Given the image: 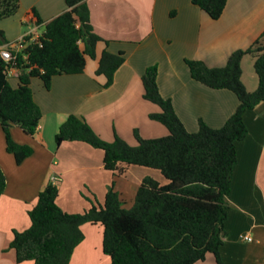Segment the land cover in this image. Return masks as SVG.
I'll return each instance as SVG.
<instances>
[{
    "label": "crops",
    "instance_id": "obj_1",
    "mask_svg": "<svg viewBox=\"0 0 264 264\" xmlns=\"http://www.w3.org/2000/svg\"><path fill=\"white\" fill-rule=\"evenodd\" d=\"M19 1L17 14L0 21L6 44L26 34L37 18L47 22L66 9L63 0ZM85 2L93 32L109 43L97 44L95 59H86L82 74L53 77L49 90L39 80L34 84L32 81L42 119L32 137L17 127L11 128L10 134L17 144L30 146L33 154L16 164L6 151L0 126V169L6 178L0 197V264H17L14 251L9 249L13 231L29 227L28 211L51 177L57 178V205L67 213H81L94 200L102 205L112 182L121 200L129 196L131 204L143 178L165 182L155 170L135 166L129 167L124 177L115 179L104 170L100 150L78 142L57 146L54 137L69 115L83 118L105 142L117 135L136 145L134 130L145 139L166 136V128L149 119L159 108L143 99L141 76L146 68L156 65L159 93L171 101L188 132H196L199 121L220 128L234 113L237 98L228 90L210 89L192 80L184 61L223 67L233 52L248 49L264 31V0H227L217 20L210 19L192 0ZM43 24H38L39 33L43 32ZM104 50L124 55L123 64L107 88L103 87L105 77L95 75ZM253 65V56L242 58L241 82L248 92L258 86ZM15 75L12 72L10 76ZM243 123L247 135L235 144L236 163L224 222L226 236L219 249L222 264H264V102L247 110ZM81 231L84 239L69 264H109L102 249V227L86 224ZM245 236L250 241L243 240ZM196 264L216 261L213 255H207Z\"/></svg>",
    "mask_w": 264,
    "mask_h": 264
},
{
    "label": "trees",
    "instance_id": "obj_2",
    "mask_svg": "<svg viewBox=\"0 0 264 264\" xmlns=\"http://www.w3.org/2000/svg\"><path fill=\"white\" fill-rule=\"evenodd\" d=\"M63 1L66 9L59 15L47 22L37 18L36 23H44V29L36 41L23 44L8 64L0 58V126L6 151L16 164L30 157L33 149L13 141L11 128L32 137L42 119L32 81L39 80L49 90L53 77L82 74L86 59H95L97 44L109 43L93 32L85 0ZM226 2L192 0L212 20L219 19ZM19 8V0H0V21L14 17ZM5 44L0 30V46ZM246 55L253 56L258 79L253 92L241 82L240 64ZM123 62L122 52L101 53L95 75L105 77L104 88L112 84ZM184 62L192 80L210 89L228 90L237 98L238 105L225 124L213 129L199 121L198 130L188 132L171 101L159 93L156 65L146 68L141 76L143 99L159 108L149 119L164 126L166 136L145 139L134 130L135 146L117 135L105 142L83 118L69 115L54 137L57 146L78 142L100 150L104 170L115 179L135 166L158 171L165 182L143 178L129 209L123 207L112 182L103 204L90 201V207L81 213L63 211L57 205L56 185L48 182L28 211L29 227L13 231L9 249L14 251L17 264H69L84 239L81 227L86 224L102 227V249L109 264H196L207 255L222 264L219 249L226 236L235 144L247 135L243 114L264 102V31L248 49L233 52L223 67L209 68L198 60ZM7 69L15 70L16 75L8 76ZM5 186L0 169V197Z\"/></svg>",
    "mask_w": 264,
    "mask_h": 264
},
{
    "label": "built area",
    "instance_id": "obj_3",
    "mask_svg": "<svg viewBox=\"0 0 264 264\" xmlns=\"http://www.w3.org/2000/svg\"><path fill=\"white\" fill-rule=\"evenodd\" d=\"M39 28L40 26L35 22L32 24L30 30L18 40L5 44L3 48H0V58L6 64L15 60V54L21 49L23 44H26L27 42H34L38 39V37L41 35V33H39ZM27 39L28 41H26ZM12 72H15V70L7 69L8 76H10ZM50 182L51 184L55 185L57 178L51 177ZM243 240L250 241V238L245 236L243 237Z\"/></svg>",
    "mask_w": 264,
    "mask_h": 264
},
{
    "label": "rangeland",
    "instance_id": "obj_4",
    "mask_svg": "<svg viewBox=\"0 0 264 264\" xmlns=\"http://www.w3.org/2000/svg\"><path fill=\"white\" fill-rule=\"evenodd\" d=\"M39 81L38 80H34L33 81V84L34 83H38ZM130 145V144H129ZM135 145V143L134 144H132V146H134ZM155 172H157V174H159L160 175V173L158 172V171H155ZM161 176V175H160ZM163 180H164V178H163ZM49 182H50V180H49ZM125 201H128V202H125ZM123 203H124V208L125 209H129L130 207H131V203H130V197L129 196H126V198H125V200L123 201ZM126 203V204H125ZM130 203V204H129Z\"/></svg>",
    "mask_w": 264,
    "mask_h": 264
}]
</instances>
